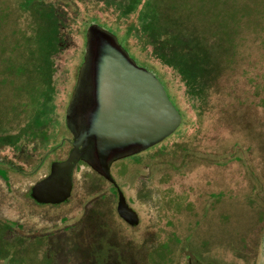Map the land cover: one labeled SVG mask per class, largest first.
<instances>
[{"label": "rangeland", "instance_id": "rangeland-1", "mask_svg": "<svg viewBox=\"0 0 264 264\" xmlns=\"http://www.w3.org/2000/svg\"><path fill=\"white\" fill-rule=\"evenodd\" d=\"M52 1L68 25L64 37L74 38L55 62L60 69L80 47L75 32L85 7ZM154 1L200 39L218 33L234 41L230 69L211 102L189 110L190 120L151 157L137 159L141 164L132 162L136 158L123 162L119 187L140 214V222L129 226L115 213L113 188L86 166L73 175L72 169L65 202L40 205L30 197V188L57 158L46 151L67 135L66 108H60L69 85L64 74L50 124L34 129L28 122L33 133L22 134L23 146L0 145V264H101L108 250V264L137 254L140 264H264V0H219L212 9L206 5L212 0ZM19 2L0 0L5 58L27 29L29 15L19 11ZM213 12L217 18L207 16ZM8 118L2 133L14 134L25 124Z\"/></svg>", "mask_w": 264, "mask_h": 264}, {"label": "trees", "instance_id": "trees-1", "mask_svg": "<svg viewBox=\"0 0 264 264\" xmlns=\"http://www.w3.org/2000/svg\"><path fill=\"white\" fill-rule=\"evenodd\" d=\"M69 1L85 7L78 31L75 32L80 47L73 61L66 65L63 62L60 69L55 62L74 38L71 34L64 37L63 29L68 25L57 11L55 2L20 0L17 4L19 11L27 13L29 18L27 29L20 34V43H14L8 57L0 56V145L18 144L21 147L24 140L22 134L33 133V127L28 125L30 122H33L34 129L50 124V119L54 118L52 115L57 111V96L62 90L59 82L64 74H68V89L65 90L64 103H60L64 112L73 88L71 84L75 82L83 62L85 32L91 24H97L114 34L136 64L156 76L179 112L183 126L190 120L189 110H202L209 105L219 81L230 69L234 41L227 34L219 37L218 33H212L211 38L202 40L192 32L185 31L154 0ZM217 3L219 5V0H212L206 5L212 9L217 7ZM200 4L203 6V1ZM87 9H92L93 13L90 14ZM207 14H210L208 17L217 18L215 12ZM2 19L0 15V26ZM75 19L71 21L75 23ZM4 49L3 45L0 46V54ZM16 49L21 53L15 55ZM168 71L178 77L181 89L177 87L180 83L168 76ZM9 116L25 122L23 126L15 127L14 134L2 133ZM24 126L29 129L25 131ZM55 135L53 133V137ZM171 136L165 141L170 140ZM57 144H51L48 151ZM44 154L39 153V161ZM99 201L103 204L105 200L101 198ZM94 215L100 219L99 215ZM140 256L132 257L129 264H140ZM161 263L157 261L155 264Z\"/></svg>", "mask_w": 264, "mask_h": 264}, {"label": "water", "instance_id": "water-1", "mask_svg": "<svg viewBox=\"0 0 264 264\" xmlns=\"http://www.w3.org/2000/svg\"><path fill=\"white\" fill-rule=\"evenodd\" d=\"M84 49L65 110L71 150L63 161L52 162L48 173L30 188L31 199L40 205L68 199L71 172L78 162L113 183L109 173L113 162L158 145L181 123L160 81L136 64L114 34L91 24ZM115 212L127 225L138 224L137 213L120 190Z\"/></svg>", "mask_w": 264, "mask_h": 264}, {"label": "flooded vegetation", "instance_id": "flooded-vegetation-1", "mask_svg": "<svg viewBox=\"0 0 264 264\" xmlns=\"http://www.w3.org/2000/svg\"><path fill=\"white\" fill-rule=\"evenodd\" d=\"M68 103V102H67ZM66 106H67V104H66ZM66 108V107H65ZM65 113V112H64ZM63 123H64V127L66 128V126H65V121H64V118H63ZM66 132H67V135L66 136H63V137H61L60 139H59V142H58V144L57 145H55L51 150H49L48 152H46V153H49V152H51L52 151V153L54 154V155H56L57 154V158H56V160H54L53 162H55V161H63L64 159H66V157L68 156V153L70 152V150H71V141H72V136H71V134L68 132V130L66 129ZM165 141V140H164ZM164 141H162L163 143H164ZM161 142V143H162ZM161 143H159L158 145H156V146H154V147H152V148H150V149H148V150H146V151H144V152H141V153H139V154H136V155H133V156H131V157H127V158H124V159H121V160H118V161H115V162H113L112 163V165L110 166V168H109V173H110V176H111V178H112V180H113V183H111V182H109V181H107V180H105V179H103L101 176H99L98 174H96L94 171H92L86 164H84L83 162H78L77 164H76V166L74 167V171L72 172V175H73V173L75 172V171H77L81 166H86V167H88L93 173H95L97 176H99L101 179H103V180H105L107 183H109L110 184V186H111V188H113V190H114V195H115V197L112 195V197H113V199L115 200V203H116V200H117V190H120V187H119V182L121 183V179H122V176H123V171H125L126 169H125V167H126V165H124V163L123 162H125V160H128V159H132V158H136V160L135 161H132L134 164H141L138 160H140L142 157H151V155H148L151 151H153V150H156V149H154L155 147H157V146H159L157 149H160L161 147H162V145H161ZM45 153V154H46ZM45 154H44V156H45ZM153 155V154H152ZM44 156L42 157V159L44 158ZM47 158V157H46ZM140 158V159H139ZM138 159V160H137ZM43 160H45V159H43ZM144 162L146 161V158H144V159H142ZM52 163V162H51ZM9 164V163H8ZM7 164V165H8ZM132 164V163H131ZM50 166V165H49ZM142 169V168H141ZM121 191V190H120ZM154 191V190H153ZM122 194H123V192H122ZM101 195H106V194H101ZM124 196V195H123ZM136 196V195H135ZM147 195H142V198L144 197V198H147L146 197ZM216 196H217V194H216ZM125 197V196H124ZM137 197V199H138V195L136 196ZM101 198L102 199H104V196H101ZM125 200H126V202H127V199H126V197H125ZM127 204H128V202H127ZM129 205V204H128ZM130 206V205H129ZM115 207H116V204H115ZM131 207V206H130ZM132 208V207H131ZM133 209V208H132ZM136 213H137V215H138V218H139V220H140V214H139V212H138V210H135V209H133ZM116 213V212H115ZM117 215V214H116ZM118 217V216H117ZM119 218V217H118ZM120 219V218H119ZM120 221H122L121 219H120ZM123 222V221H122ZM140 221H138V223H139ZM124 223V222H123ZM125 225H127L126 223H124ZM109 252H111L110 250H108V251H106L105 252V257H103L101 260H102V263L101 264H108V260H109ZM121 252V251H120ZM132 257H134V256H131L130 255V257H128V259H126V260H128V262L126 261V260H124V261H122V260H120L119 258H116V259H114V262H113V264L115 263V264H118V262H120L119 264H129V263H132V260H133V258ZM118 261V262H117Z\"/></svg>", "mask_w": 264, "mask_h": 264}]
</instances>
